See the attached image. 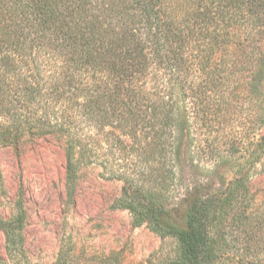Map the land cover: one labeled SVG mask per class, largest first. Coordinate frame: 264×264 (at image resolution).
<instances>
[{"label":"trees","instance_id":"1","mask_svg":"<svg viewBox=\"0 0 264 264\" xmlns=\"http://www.w3.org/2000/svg\"><path fill=\"white\" fill-rule=\"evenodd\" d=\"M42 138L64 144L72 201L84 165L123 181L114 206L177 239L165 264H244L264 217L251 184L264 173V0H0V148ZM219 138L253 149L227 183L194 179L173 201L186 140ZM0 230V264H38L22 195ZM77 244L62 237L52 264H96Z\"/></svg>","mask_w":264,"mask_h":264},{"label":"rangeland","instance_id":"2","mask_svg":"<svg viewBox=\"0 0 264 264\" xmlns=\"http://www.w3.org/2000/svg\"><path fill=\"white\" fill-rule=\"evenodd\" d=\"M249 127V119H244L237 130L242 132ZM186 141L188 145L182 150V185L171 193L173 201L194 179L216 187L227 183L236 171L232 163L253 149L249 146L252 139ZM111 157L114 159L113 152ZM191 162L197 168H189ZM65 176L66 156L61 139L26 141L21 151L10 146L0 148V213L11 216L17 199L23 196L28 249L34 262L52 264L65 236L78 241L77 252L96 264H165L175 257V237L162 234L147 223L136 225L129 210L114 206L122 194V180L110 177L98 163L84 165L79 170L72 201L66 194ZM251 181L256 213L263 215L264 173L253 176ZM253 227L255 244L240 250L242 262L264 264V217L255 221ZM4 250V234L0 230V255Z\"/></svg>","mask_w":264,"mask_h":264}]
</instances>
